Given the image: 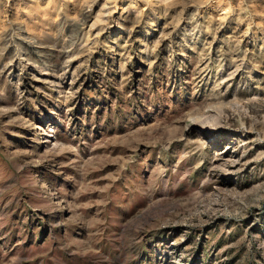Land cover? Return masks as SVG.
Segmentation results:
<instances>
[{
  "label": "rangeland",
  "instance_id": "1",
  "mask_svg": "<svg viewBox=\"0 0 264 264\" xmlns=\"http://www.w3.org/2000/svg\"><path fill=\"white\" fill-rule=\"evenodd\" d=\"M0 264H264V0H0Z\"/></svg>",
  "mask_w": 264,
  "mask_h": 264
}]
</instances>
